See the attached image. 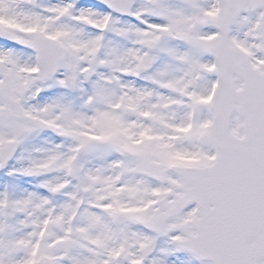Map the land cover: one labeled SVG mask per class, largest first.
I'll use <instances>...</instances> for the list:
<instances>
[{
	"label": "snow or ice",
	"instance_id": "snow-or-ice-1",
	"mask_svg": "<svg viewBox=\"0 0 264 264\" xmlns=\"http://www.w3.org/2000/svg\"><path fill=\"white\" fill-rule=\"evenodd\" d=\"M0 264H264V0H0Z\"/></svg>",
	"mask_w": 264,
	"mask_h": 264
}]
</instances>
